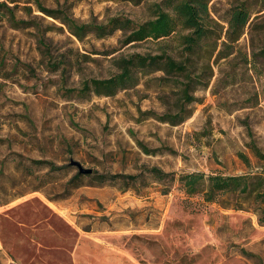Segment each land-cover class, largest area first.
I'll return each mask as SVG.
<instances>
[{"label":"rangeland","instance_id":"rangeland-1","mask_svg":"<svg viewBox=\"0 0 264 264\" xmlns=\"http://www.w3.org/2000/svg\"><path fill=\"white\" fill-rule=\"evenodd\" d=\"M0 1L32 24L0 20V264H264V224L251 200L207 202L178 181L187 172L264 173L248 144L264 154V60L253 57L264 45V0H249L251 22L230 46L229 9L245 0H210L214 36L192 52L183 43L187 31L127 44L121 32L81 41L37 4L69 8L83 23L120 15L145 22L161 0ZM54 24L64 29L45 31L53 45L46 54L40 33ZM136 52L193 58V74L201 76L194 99L182 98L185 77L162 72L138 71L137 85L113 96L78 92L91 77L117 73L121 56ZM58 59L68 63L50 67ZM181 107L185 121L160 119ZM71 159L93 169L77 187ZM145 166L176 177L167 193L148 173L131 187L96 179Z\"/></svg>","mask_w":264,"mask_h":264},{"label":"trees","instance_id":"trees-1","mask_svg":"<svg viewBox=\"0 0 264 264\" xmlns=\"http://www.w3.org/2000/svg\"><path fill=\"white\" fill-rule=\"evenodd\" d=\"M210 0H161L154 2V15L150 20L145 22H135L128 16L120 15L109 18L104 23L89 21L83 23L71 16L69 8L57 7V9L46 8L42 3L37 2L40 11H43L48 16H51L55 21L63 24L77 39L84 41L90 34L96 38H105L112 36L117 32H121L125 38L124 43L141 42L152 39L165 38L176 31H187L183 34V43L188 51H194L199 48L204 38H212L215 31L210 27L209 13ZM28 9L32 10L31 7ZM254 13L249 0L239 2L229 9V28L226 32L227 46L237 42L243 34L247 25L251 22V16ZM0 20H5L9 25L16 28H26L30 25V21L19 19L14 6L9 5L6 1H0ZM59 27L63 30V26L54 24L48 29L40 33L41 50L44 53L50 54L53 45L52 39L45 35V31ZM39 28V27H38ZM221 36H219L220 38ZM254 52L253 57L264 60V45ZM220 57H229L220 56ZM67 64L65 59L50 61V67L57 68ZM193 58L175 59L169 53L163 54H143L136 52L129 56H121L117 61V69L119 71L106 78L91 77L82 83V88L78 90L82 94L94 93L98 96H113L122 90L132 88L137 85V72L153 73L162 72L165 75L185 77L182 81V98L194 99L190 91L195 88V85L201 81V76H195L193 73ZM5 65V61H0V68ZM77 89L69 90L75 92ZM184 107L180 108L177 115L159 116L162 121L178 124L189 115H183ZM249 146L252 148L255 156L264 160V154L261 149L250 141ZM142 147H144L142 145ZM146 148V147H144ZM238 155L247 164L250 163L249 158L242 152ZM32 163L38 166H48L51 170H61L63 166L55 165L48 159H33ZM79 171V169H78ZM93 173V170H92ZM89 173V174H92ZM148 173L153 178L158 179L165 187L164 193L168 192L169 185L176 179L171 173H167L159 167H147L139 174L131 173H111L97 174L96 179L100 184L113 182L121 183L125 187H131L139 182L142 176ZM87 175V174H85ZM83 176L80 171L72 179L73 187H77L78 179ZM171 178V180H170ZM178 181L181 183L184 193L189 196L202 195L207 202H216L219 198L236 195L244 200L252 201L258 213V221L264 224V173L263 172H248L243 174L225 175L222 173L206 174L204 172H187L180 174ZM239 206V205H238ZM249 256L254 255L246 252Z\"/></svg>","mask_w":264,"mask_h":264},{"label":"water","instance_id":"water-1","mask_svg":"<svg viewBox=\"0 0 264 264\" xmlns=\"http://www.w3.org/2000/svg\"><path fill=\"white\" fill-rule=\"evenodd\" d=\"M71 165L78 167L79 171L83 174L92 173L93 169L86 168L80 161L71 159L69 162Z\"/></svg>","mask_w":264,"mask_h":264}]
</instances>
